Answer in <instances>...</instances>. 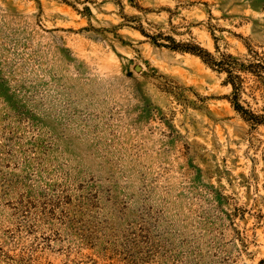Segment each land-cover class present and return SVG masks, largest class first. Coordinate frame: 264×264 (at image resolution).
Returning <instances> with one entry per match:
<instances>
[{
    "label": "rangeland",
    "instance_id": "374dc122",
    "mask_svg": "<svg viewBox=\"0 0 264 264\" xmlns=\"http://www.w3.org/2000/svg\"><path fill=\"white\" fill-rule=\"evenodd\" d=\"M174 43L262 53L264 0H0V264L264 259V126Z\"/></svg>",
    "mask_w": 264,
    "mask_h": 264
},
{
    "label": "trees",
    "instance_id": "16d2710c",
    "mask_svg": "<svg viewBox=\"0 0 264 264\" xmlns=\"http://www.w3.org/2000/svg\"><path fill=\"white\" fill-rule=\"evenodd\" d=\"M166 46L174 50L191 52L212 69L224 73V83L231 86L228 98L233 108L249 123L264 126V52L259 53L249 44H246L248 51L243 56L229 52H221L216 56L200 45L191 43H174ZM247 79L251 80L249 84ZM256 92H259L262 101L260 107H254L251 101L244 97V94H247L258 100ZM260 264H264V259Z\"/></svg>",
    "mask_w": 264,
    "mask_h": 264
}]
</instances>
